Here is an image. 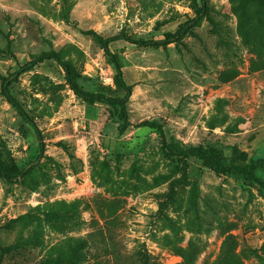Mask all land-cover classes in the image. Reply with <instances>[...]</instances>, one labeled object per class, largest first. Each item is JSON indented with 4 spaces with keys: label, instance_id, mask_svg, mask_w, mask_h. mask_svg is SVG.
Returning a JSON list of instances; mask_svg holds the SVG:
<instances>
[{
    "label": "rangeland",
    "instance_id": "rangeland-1",
    "mask_svg": "<svg viewBox=\"0 0 264 264\" xmlns=\"http://www.w3.org/2000/svg\"><path fill=\"white\" fill-rule=\"evenodd\" d=\"M199 0H0V264H264V188L218 175L264 160V0H207L206 15L160 48L109 45L132 93L128 120L88 105L45 62L10 92L43 139L10 106L2 85L42 54L67 63L85 91L124 92L95 32L157 41L177 34ZM155 122L158 131L141 127ZM264 177V175H263Z\"/></svg>",
    "mask_w": 264,
    "mask_h": 264
},
{
    "label": "trees",
    "instance_id": "trees-1",
    "mask_svg": "<svg viewBox=\"0 0 264 264\" xmlns=\"http://www.w3.org/2000/svg\"><path fill=\"white\" fill-rule=\"evenodd\" d=\"M200 8L196 15L189 20L181 30L173 35L166 36L165 38L157 41H143V40H134L125 36H115L111 38H101L95 32L89 31L86 34L96 38L104 49L106 56L108 57L110 64L113 66L115 70V83L124 92V96L122 98H110L104 96L102 94L92 93L83 90L78 84L73 69L65 63L61 58L55 54H42L36 57L34 60L29 62L28 64L20 67L13 75L10 76L9 79H6L2 85V94L10 104V106L18 113V115L27 122L30 127L36 133L38 143H39V154L38 158H40L44 154V143L43 139L35 125L34 121L31 119L27 111L21 106V104L13 97L10 92V86L13 81L19 79L23 74H26L32 71L35 67L45 63V62H54L57 64L63 72L64 80L69 87V89L73 92V94L88 105H101L108 107L113 110V118L112 123L117 126H123L126 124L128 120L127 113V103L131 96L132 90L131 87L128 86L123 78L122 71L118 64L117 58L113 55L109 50V45L112 42L117 40H124L128 43H131L138 47L144 48H160L166 47L170 44L179 42L188 32L194 28L206 15L207 10V0H199ZM10 79H13L11 81ZM141 127L149 128L155 131H158L162 134V128L159 124L155 122H144L140 125ZM165 154L168 157H175L181 161H185L189 158H195L200 160L212 159L213 160V171L218 175H224L233 177L237 180L241 179L246 182H253L259 185L261 188H264V160L263 159H251L247 164L243 166H236L230 164L225 152L219 148H189L187 150H183L180 152L174 151L170 145L163 144ZM24 171L17 172L6 170L0 167V178L6 182H12L20 177H22Z\"/></svg>",
    "mask_w": 264,
    "mask_h": 264
}]
</instances>
